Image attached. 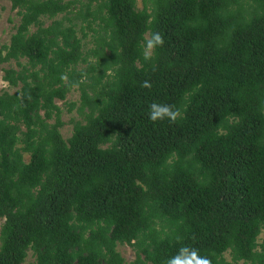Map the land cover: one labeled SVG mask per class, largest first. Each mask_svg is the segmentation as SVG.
Here are the masks:
<instances>
[{
  "label": "trees",
  "instance_id": "obj_1",
  "mask_svg": "<svg viewBox=\"0 0 264 264\" xmlns=\"http://www.w3.org/2000/svg\"><path fill=\"white\" fill-rule=\"evenodd\" d=\"M6 1L0 264H167L182 247L264 264V0ZM153 102L177 119L151 121Z\"/></svg>",
  "mask_w": 264,
  "mask_h": 264
},
{
  "label": "rangeland",
  "instance_id": "obj_2",
  "mask_svg": "<svg viewBox=\"0 0 264 264\" xmlns=\"http://www.w3.org/2000/svg\"><path fill=\"white\" fill-rule=\"evenodd\" d=\"M138 8L142 9L144 6V0H137ZM51 20L46 19V23H50ZM20 23V15L18 14V10H14L11 6V2L9 1H1L0 2V49L3 47L4 44H10V40L13 34L16 32V27ZM46 25V24H45ZM35 30V27L31 28ZM89 39L86 38L84 42H88ZM92 43L88 44L92 46ZM22 64L26 63V60L23 59ZM4 67H14L16 69H20L17 62L13 60L10 63H6L3 65ZM5 72L0 70V93L9 91L11 93L16 91V88H11L7 81L3 79ZM81 91L79 88H74L70 93H68L65 100H57L58 103L62 105V120L64 125L61 127V133L65 139L69 138L72 135L73 128H74V121L79 120L82 118V113L79 111V106L81 105ZM69 102H76L75 107L71 109ZM55 122L54 119L51 120ZM4 222V219L0 220V230L1 226ZM264 241V232L260 235L259 242ZM1 244V241H0ZM120 253L124 256L127 262L133 261L136 258V250L129 245H120L118 247ZM37 259L32 252H30L29 257L26 261V264H37Z\"/></svg>",
  "mask_w": 264,
  "mask_h": 264
},
{
  "label": "clouds",
  "instance_id": "obj_3",
  "mask_svg": "<svg viewBox=\"0 0 264 264\" xmlns=\"http://www.w3.org/2000/svg\"><path fill=\"white\" fill-rule=\"evenodd\" d=\"M163 43L164 39L160 32H153L150 38L145 37L143 44L145 59H151L153 50L158 46H162ZM150 86L148 81H145L143 84V87L146 88ZM148 115L149 119L153 122L164 119L174 122L179 112L171 105L153 102L149 105ZM167 264H210V261L207 258L200 257L197 250L190 249L189 247H182L177 255L169 258Z\"/></svg>",
  "mask_w": 264,
  "mask_h": 264
}]
</instances>
